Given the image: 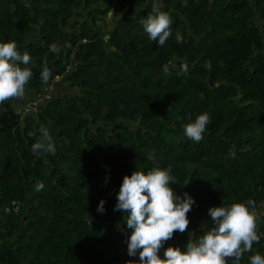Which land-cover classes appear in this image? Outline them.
Segmentation results:
<instances>
[{
	"label": "trees",
	"instance_id": "obj_1",
	"mask_svg": "<svg viewBox=\"0 0 264 264\" xmlns=\"http://www.w3.org/2000/svg\"><path fill=\"white\" fill-rule=\"evenodd\" d=\"M261 202L264 0H0V264H264Z\"/></svg>",
	"mask_w": 264,
	"mask_h": 264
},
{
	"label": "built area",
	"instance_id": "obj_2",
	"mask_svg": "<svg viewBox=\"0 0 264 264\" xmlns=\"http://www.w3.org/2000/svg\"><path fill=\"white\" fill-rule=\"evenodd\" d=\"M58 80L59 77H54L52 81L56 82ZM53 82L46 87V92L44 94L38 95L35 99L18 111L20 116L37 111L38 106L50 97V92H52L51 90L54 86ZM260 214L264 215V202H261Z\"/></svg>",
	"mask_w": 264,
	"mask_h": 264
},
{
	"label": "rangeland",
	"instance_id": "obj_3",
	"mask_svg": "<svg viewBox=\"0 0 264 264\" xmlns=\"http://www.w3.org/2000/svg\"><path fill=\"white\" fill-rule=\"evenodd\" d=\"M111 20V15L110 13L107 14V21L109 22ZM57 82V81H56ZM58 85V84H57ZM65 85V84H64ZM59 86V85H58ZM66 87H64L63 89H58V91L60 93H63V94H68V95H73L77 89L75 88H72L70 86H67L65 85ZM56 89V88H55ZM53 92V90H51ZM50 92V93H52ZM27 105V104H26ZM25 105V106H26ZM134 254L133 255H136L135 257V260L136 261H140L142 258H143V255L144 253L143 252H140L138 250L134 251L133 252ZM152 255L155 257L156 259V263L155 264H164V260H166V258H168L171 263H172V260L170 257H166L165 256V253H164V249L162 247H158L155 251H153Z\"/></svg>",
	"mask_w": 264,
	"mask_h": 264
},
{
	"label": "crops",
	"instance_id": "obj_4",
	"mask_svg": "<svg viewBox=\"0 0 264 264\" xmlns=\"http://www.w3.org/2000/svg\"><path fill=\"white\" fill-rule=\"evenodd\" d=\"M54 89H55V86H53L52 90L54 91ZM33 99H34V98H30V97L28 96V94H26V93H24V94H22V95H18V96H16V97L12 100V102H11L12 108H14V109L18 112V111H20V110H21L26 104L30 103ZM133 254H134L133 252L130 253V254H128V255H127V253L124 254V257L127 258V260L129 261V264H133V263H134L133 261H136V260H135L136 255H133ZM137 262H138V261H136V263H137ZM163 263H164V264H172L171 261H170L168 258H166V260H164ZM134 264H135V263H134Z\"/></svg>",
	"mask_w": 264,
	"mask_h": 264
}]
</instances>
